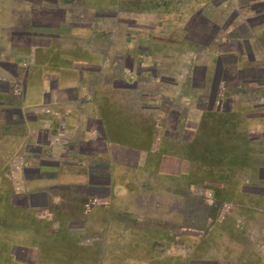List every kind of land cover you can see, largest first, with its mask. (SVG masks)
Here are the masks:
<instances>
[{
    "label": "crops",
    "instance_id": "0c3cea01",
    "mask_svg": "<svg viewBox=\"0 0 264 264\" xmlns=\"http://www.w3.org/2000/svg\"><path fill=\"white\" fill-rule=\"evenodd\" d=\"M158 60L186 71L191 94L179 97L181 123L192 129L180 132L193 138L206 116L201 97L214 86V106H264V0H0V138L10 169L5 191L13 189L0 219L10 236L0 264H109V241L77 231L113 208L112 199L131 196L138 180L185 184L188 170L162 168L175 158L167 113L141 106L151 102L142 86H162L141 79ZM190 68L204 70L203 84ZM226 70L237 82L215 84ZM243 89L259 95L246 99ZM125 91L138 92L134 107L152 120L140 111L134 118ZM261 121L264 132V112ZM80 214L86 223L78 230L72 219Z\"/></svg>",
    "mask_w": 264,
    "mask_h": 264
},
{
    "label": "rangeland",
    "instance_id": "374dc122",
    "mask_svg": "<svg viewBox=\"0 0 264 264\" xmlns=\"http://www.w3.org/2000/svg\"><path fill=\"white\" fill-rule=\"evenodd\" d=\"M157 51H161L159 44ZM181 56L178 61L183 60ZM180 63L175 62L179 67ZM168 65L169 62L158 60L148 74L142 73V80L156 78L162 86H142L151 94V102L141 106L150 104L157 112L167 113L170 131L167 136L171 139L168 143L175 158L162 168L175 174L180 168L188 170L185 184L175 181L166 184L154 176L138 180L131 196L119 202L112 199L113 208L101 212L98 218L92 216V226L77 232L109 241L103 246L108 249L109 264H264V132L256 129L262 122L264 106L260 101L251 104L242 101L236 107L226 101L214 106V86L205 93L206 97H201L199 106L206 109V116L198 136L193 138L194 133L189 130L180 132L181 125L192 129L190 124L181 123L186 113L179 97L191 94L185 88L186 71H171ZM188 72L196 75L197 84L204 83V70L190 68ZM218 73L215 84L218 79L237 82L227 70ZM120 74L117 76L121 77ZM175 83L181 86L173 89ZM170 88L173 97L164 96ZM243 91L246 99L259 95H253L255 92L251 90ZM124 93L129 95L126 109L134 118L140 111L142 120L146 123L152 120V114L150 118L148 112L137 109L136 104L134 107L138 92ZM142 93L146 92L142 89ZM219 109L225 112L216 114ZM3 121L0 116L1 137L5 133ZM157 130L164 131L158 127ZM3 142L0 138V219L6 215L9 191L13 193V189L5 191L9 188L6 181L10 169L6 166ZM186 142L189 148L184 147ZM181 158L187 162L180 167ZM74 219L75 229H82L83 214ZM10 232L16 231L10 229ZM8 237L9 231L0 229V254L6 252L4 239Z\"/></svg>",
    "mask_w": 264,
    "mask_h": 264
}]
</instances>
